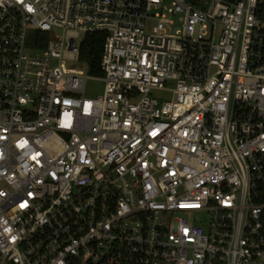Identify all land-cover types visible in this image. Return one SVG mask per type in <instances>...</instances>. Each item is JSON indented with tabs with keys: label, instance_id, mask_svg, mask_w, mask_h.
I'll use <instances>...</instances> for the list:
<instances>
[{
	"label": "built area",
	"instance_id": "obj_1",
	"mask_svg": "<svg viewBox=\"0 0 264 264\" xmlns=\"http://www.w3.org/2000/svg\"><path fill=\"white\" fill-rule=\"evenodd\" d=\"M0 264H264V0H0Z\"/></svg>",
	"mask_w": 264,
	"mask_h": 264
},
{
	"label": "trees",
	"instance_id": "obj_2",
	"mask_svg": "<svg viewBox=\"0 0 264 264\" xmlns=\"http://www.w3.org/2000/svg\"><path fill=\"white\" fill-rule=\"evenodd\" d=\"M40 35L44 38L47 37V33ZM104 40V33H89L85 36L84 41L81 44V63L88 73L94 76L102 75L100 62L102 58Z\"/></svg>",
	"mask_w": 264,
	"mask_h": 264
},
{
	"label": "rangeland",
	"instance_id": "obj_3",
	"mask_svg": "<svg viewBox=\"0 0 264 264\" xmlns=\"http://www.w3.org/2000/svg\"><path fill=\"white\" fill-rule=\"evenodd\" d=\"M62 32L60 30H56L55 32L51 33V35H60ZM75 68H84L81 62L75 63L72 65ZM104 84L101 81H89L87 85V96L90 98L96 97L98 95H101L103 92ZM156 96L159 95V93H155Z\"/></svg>",
	"mask_w": 264,
	"mask_h": 264
}]
</instances>
